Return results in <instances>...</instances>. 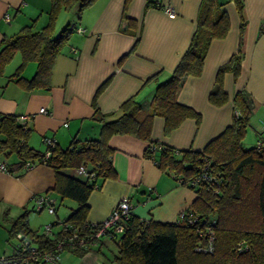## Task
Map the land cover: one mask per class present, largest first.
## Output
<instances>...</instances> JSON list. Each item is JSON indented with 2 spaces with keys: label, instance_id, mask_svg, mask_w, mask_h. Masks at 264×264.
Wrapping results in <instances>:
<instances>
[{
  "label": "crops",
  "instance_id": "0c3cea01",
  "mask_svg": "<svg viewBox=\"0 0 264 264\" xmlns=\"http://www.w3.org/2000/svg\"><path fill=\"white\" fill-rule=\"evenodd\" d=\"M213 1L214 14L224 11L227 15V31L211 40L200 73L185 76L176 92V101L195 114L185 116L169 131L165 129V117L153 114L147 137L136 133L113 134L108 145L112 148L116 175L103 179L92 189L87 200L88 221L103 220L122 196L129 197L133 214L140 218L176 222L182 210L190 211L196 190L179 182L169 170L160 168L146 155V148L151 142L167 144L175 148L176 156L182 150H203L238 113L233 103L237 91L245 92L251 109L243 145L252 147L258 141L264 142V0H239V4L236 0ZM201 2L94 0L79 16L77 4L61 9L53 24V34L57 35L67 23L74 24V28L55 57L49 86L24 90L11 79L21 61L17 51L0 71V113L26 115L28 145L39 151L46 148L43 136L54 137L62 148L74 137L96 138L101 125L97 117L106 121L115 119L121 104L130 97L139 102L138 117L142 121L150 113L157 83L170 75L188 47ZM49 8L50 0H0V43L27 24H32L33 30L44 26ZM62 17L66 18L64 25L55 34ZM17 53L19 62L9 68ZM237 53L240 55L237 75L225 71L222 76L227 99L213 104L208 95L215 87L218 69ZM30 63H34L33 68ZM35 67V61H29L21 74L30 77ZM3 138L0 133V142ZM0 162L7 167L6 171L0 170L1 256L10 252L11 225L23 212H27L30 229L38 232L42 229L34 225L35 195L47 192L56 199L55 212L48 213L55 217L47 223L67 218L77 203L71 199L68 211L63 212L65 216L59 217V200L49 190L54 181L51 167L36 163L18 170L15 154L4 149L0 150ZM77 169L64 168L62 172L84 179L85 175ZM116 237L103 236L80 255L67 251L59 262L46 264H114Z\"/></svg>",
  "mask_w": 264,
  "mask_h": 264
},
{
  "label": "trees",
  "instance_id": "16d2710c",
  "mask_svg": "<svg viewBox=\"0 0 264 264\" xmlns=\"http://www.w3.org/2000/svg\"><path fill=\"white\" fill-rule=\"evenodd\" d=\"M93 1L50 0L48 21L44 26L33 30L32 24H27L2 39L0 71L19 51L21 61L10 75L11 79L24 90L48 87L55 57L74 28V24L67 23L54 35L53 24L58 12L77 4L79 16L83 8ZM236 2L239 4V0ZM214 9L213 0H202L196 29L188 47L170 75L157 83L150 102V113L142 121L138 117L141 106L134 97H130L121 104L115 119L106 121L101 116L97 117L101 125L96 138L74 137L64 148L55 143L49 149V156L44 157L45 150L39 151L28 145V126L24 128L18 122V116L12 113H0V133L4 137L0 150L15 154V168L18 170L26 162L33 165L44 163L51 167L54 181L49 190L59 195L60 199L69 198L77 203L64 220L80 226L82 232L90 230L85 223H88L87 200L92 189L98 187L103 179L116 175L109 138L113 134L126 133L147 137L149 119L153 114L165 117L166 131L176 127L185 116L195 114L191 108L176 101V92L185 76L200 73L211 40L224 36L227 31L226 13L214 14ZM29 61H35L36 67L30 77H24L21 71ZM239 65L240 55L237 53L218 69L215 87L208 95L211 103L220 104L227 99L222 86L223 73L231 71L235 77ZM233 103L238 113L201 151L182 150L181 155L176 156L175 148L167 144L151 142L148 145L146 155L160 168L169 170L181 183L189 184L190 179L200 171L204 156L210 160L216 181L190 185L196 190L192 209L186 210L185 218L176 222L140 218L131 212L122 221L123 229L116 237L118 248L112 258L114 264H264V142L259 148L257 145H243L250 104L244 91L234 94ZM80 165H84L88 173L84 179L62 172L64 168ZM190 214L197 216L193 223L186 219ZM57 222L58 219H55L50 223L54 225ZM207 229L213 233L212 250H197L199 244H207L208 238L204 235ZM16 232L29 235L46 249L54 246V238L43 237L37 230L29 228L27 212L12 222L10 234ZM13 235L10 237L13 238ZM89 249L71 252L80 255Z\"/></svg>",
  "mask_w": 264,
  "mask_h": 264
},
{
  "label": "built area",
  "instance_id": "2783aa9c",
  "mask_svg": "<svg viewBox=\"0 0 264 264\" xmlns=\"http://www.w3.org/2000/svg\"><path fill=\"white\" fill-rule=\"evenodd\" d=\"M171 11V8H167ZM6 14V19L8 20ZM26 115L17 117L18 122L25 128ZM66 124V123H65ZM42 141L45 143L46 148L44 157L49 156L50 147L56 143L54 137L43 136ZM257 147L262 146V142H257ZM33 164L26 162L24 167L28 169ZM0 170H7L4 163L0 162ZM78 173L87 176V170L84 165H80L77 169ZM92 173H90L91 175ZM216 181V175L211 171L210 160L207 156L203 157V164L200 171L189 181V185L196 186L199 183H206ZM180 182V179H179ZM218 182V181H217ZM33 208L36 211L46 210L48 213L53 214L56 209V199L49 194H38L33 197ZM133 210V203L128 196H122L114 204L109 214L99 222L87 221L85 225L89 226V232H82L80 226L75 225L64 219H58L54 225L51 223L44 224L39 234L43 237L54 238V246L51 249L44 248L43 244L34 242L29 235L22 232H16L13 235L14 242L11 246L10 252L0 256V264H46L59 262L61 260L62 251L83 250L88 249L93 243L98 241L103 236L116 237L123 229V220L126 219ZM186 216V211L182 210L179 213V219ZM187 221L193 223L196 221L197 216L191 214L186 217ZM58 233V234H57ZM208 241L206 245L199 244L196 246L197 250H212L213 233L207 229L204 233Z\"/></svg>",
  "mask_w": 264,
  "mask_h": 264
},
{
  "label": "rangeland",
  "instance_id": "374dc122",
  "mask_svg": "<svg viewBox=\"0 0 264 264\" xmlns=\"http://www.w3.org/2000/svg\"><path fill=\"white\" fill-rule=\"evenodd\" d=\"M65 19H66L65 17H62L60 19V23H58V25H57V27L55 29V34L62 28V26L64 25ZM19 56H20L19 53H17V55L15 56V58L12 60L9 68L14 67L19 62ZM29 66H31V68H33L34 67V63H30ZM29 70L30 69H27V73L29 72ZM259 142H262V141H259ZM247 143L248 142H245V144H247ZM55 195L57 196V198L59 200L58 215H59V217H64L65 214L63 212L68 209L67 208V205L69 204V202H70L71 199H69V198L60 199L59 195H57V194H55ZM33 213L35 214V223H34V225H35V227L39 228V230L41 229V227H42L43 224L47 223V220L49 221L50 219H52V217H55L54 215H49L46 210H44L40 214H38L36 211L32 212V215H34ZM68 213H70V210H69ZM67 216H68V214H67ZM44 218H46V222H45ZM120 234H121V232L118 233L117 236L119 237ZM13 242H14V238H10V241H9V244H8L9 247H10V249H11V246H12ZM66 253H67L66 250L62 251V253H61V259H62L63 255L66 254Z\"/></svg>",
  "mask_w": 264,
  "mask_h": 264
}]
</instances>
